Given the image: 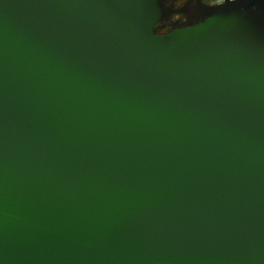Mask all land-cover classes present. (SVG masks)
<instances>
[{"label":"water","instance_id":"1","mask_svg":"<svg viewBox=\"0 0 264 264\" xmlns=\"http://www.w3.org/2000/svg\"><path fill=\"white\" fill-rule=\"evenodd\" d=\"M169 1L0 0V264H264V0Z\"/></svg>","mask_w":264,"mask_h":264},{"label":"flooded vegetation","instance_id":"2","mask_svg":"<svg viewBox=\"0 0 264 264\" xmlns=\"http://www.w3.org/2000/svg\"><path fill=\"white\" fill-rule=\"evenodd\" d=\"M188 1L190 0H172L167 2V4L172 9H180L182 8ZM203 4L206 5H216L219 2L213 0H202ZM187 19L184 14H172L166 22L159 23L157 26L160 27L158 33L159 34H167L176 29L175 26L171 27L170 25H174L176 23H181Z\"/></svg>","mask_w":264,"mask_h":264}]
</instances>
